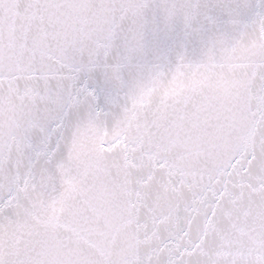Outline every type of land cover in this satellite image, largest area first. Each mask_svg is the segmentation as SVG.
Instances as JSON below:
<instances>
[{
    "label": "snow or ice",
    "instance_id": "1",
    "mask_svg": "<svg viewBox=\"0 0 264 264\" xmlns=\"http://www.w3.org/2000/svg\"><path fill=\"white\" fill-rule=\"evenodd\" d=\"M0 264H264V0H0Z\"/></svg>",
    "mask_w": 264,
    "mask_h": 264
}]
</instances>
